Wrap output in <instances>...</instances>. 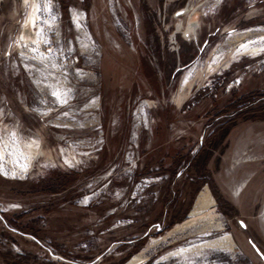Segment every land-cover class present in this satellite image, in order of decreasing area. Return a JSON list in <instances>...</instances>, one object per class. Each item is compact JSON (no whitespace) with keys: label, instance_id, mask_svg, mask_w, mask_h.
<instances>
[{"label":"rangeland","instance_id":"1","mask_svg":"<svg viewBox=\"0 0 264 264\" xmlns=\"http://www.w3.org/2000/svg\"><path fill=\"white\" fill-rule=\"evenodd\" d=\"M0 165V264H264V0H0Z\"/></svg>","mask_w":264,"mask_h":264},{"label":"bare ground","instance_id":"2","mask_svg":"<svg viewBox=\"0 0 264 264\" xmlns=\"http://www.w3.org/2000/svg\"><path fill=\"white\" fill-rule=\"evenodd\" d=\"M32 4H33L32 10L29 14V17H34L36 13V9H37L36 1H33ZM29 35H31V33L27 31L26 36H29ZM200 204H201V199H198L195 209L199 208L201 206ZM207 245L212 246V247H229L231 245V242L229 240V237H222V238L207 242ZM132 263L133 262L130 261L128 264H132Z\"/></svg>","mask_w":264,"mask_h":264},{"label":"snow or ice","instance_id":"3","mask_svg":"<svg viewBox=\"0 0 264 264\" xmlns=\"http://www.w3.org/2000/svg\"><path fill=\"white\" fill-rule=\"evenodd\" d=\"M39 11H42V8H38V12H39ZM37 35H40V33H37ZM52 94H53V96H55L57 99H59V95H60L59 93H57V92H53ZM2 171H3V170H2V165H0V174H2Z\"/></svg>","mask_w":264,"mask_h":264},{"label":"water","instance_id":"4","mask_svg":"<svg viewBox=\"0 0 264 264\" xmlns=\"http://www.w3.org/2000/svg\"><path fill=\"white\" fill-rule=\"evenodd\" d=\"M239 224H240V226H241L242 228H245V224H244V222L239 221ZM256 251H257L258 255L260 256V258L262 259V261L264 262V255H262V253H261L259 250H256Z\"/></svg>","mask_w":264,"mask_h":264},{"label":"built area","instance_id":"5","mask_svg":"<svg viewBox=\"0 0 264 264\" xmlns=\"http://www.w3.org/2000/svg\"><path fill=\"white\" fill-rule=\"evenodd\" d=\"M205 264H208V263H205ZM210 264H217V263L213 262V263H210Z\"/></svg>","mask_w":264,"mask_h":264}]
</instances>
